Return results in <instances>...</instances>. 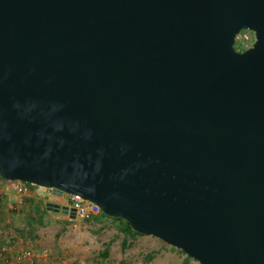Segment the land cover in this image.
<instances>
[{"label": "water", "instance_id": "obj_1", "mask_svg": "<svg viewBox=\"0 0 264 264\" xmlns=\"http://www.w3.org/2000/svg\"><path fill=\"white\" fill-rule=\"evenodd\" d=\"M0 177L264 264V0H0Z\"/></svg>", "mask_w": 264, "mask_h": 264}, {"label": "rangeland", "instance_id": "obj_2", "mask_svg": "<svg viewBox=\"0 0 264 264\" xmlns=\"http://www.w3.org/2000/svg\"><path fill=\"white\" fill-rule=\"evenodd\" d=\"M242 31L248 33V44H252L253 32ZM234 48H237L235 43ZM32 186L48 191V188ZM64 195V198L68 197ZM49 199L59 201L54 196ZM57 213L47 217L43 224L34 223L32 231H25L27 234L20 235L17 230L7 231L5 235L1 233L0 241L10 242V245L21 244L38 255L45 254L46 258L58 264H182L183 260L185 264H199L180 249L153 236L138 234L141 236L139 240H130L128 246L119 248V240L111 239V243H107L110 235L96 230V223L91 218L63 216L61 211ZM105 249L107 254L102 253Z\"/></svg>", "mask_w": 264, "mask_h": 264}, {"label": "crops", "instance_id": "obj_3", "mask_svg": "<svg viewBox=\"0 0 264 264\" xmlns=\"http://www.w3.org/2000/svg\"><path fill=\"white\" fill-rule=\"evenodd\" d=\"M49 198V194L45 190L32 187L30 197L26 199L23 205H20L17 203V194L13 187L6 180L0 178V234L3 233L5 235L7 231L16 230L18 234L21 233L20 235L27 234L25 231H32L34 223L36 225L43 224L47 217L58 214L57 211L50 209L48 204L66 206V202L63 199L52 202ZM62 215L69 216L68 213H62ZM90 218L96 223V230L108 232L110 238L107 243H111V239L119 240V248L126 247L130 240H139L141 237L118 220L102 216L101 214L93 215ZM28 236H31V234ZM0 247L4 248V251L0 254V264H58L46 258L45 254H40L30 260L20 259L19 252L21 250H29L21 244L13 243L10 245V242L6 243L1 240ZM103 251L102 253H106L108 250L105 249ZM182 264H185L184 260Z\"/></svg>", "mask_w": 264, "mask_h": 264}, {"label": "built area", "instance_id": "obj_4", "mask_svg": "<svg viewBox=\"0 0 264 264\" xmlns=\"http://www.w3.org/2000/svg\"><path fill=\"white\" fill-rule=\"evenodd\" d=\"M250 41V36L245 31H239L235 36V45L240 51H244L252 46V44H248ZM254 42V41H253ZM1 178V177H0ZM14 189L17 194V203L23 205L26 202V199L30 197L32 191V185L26 182L17 181V180H6ZM48 194L50 196H54L59 199H63L66 202V206L68 208V215L72 216L71 210H74V215L79 216L83 219H88L93 215L100 214L101 211L99 207L91 202L81 199L80 197L72 194H67L66 197L64 192H60L56 189H48ZM4 251V248L0 247V254ZM38 254L31 250H21L19 252L20 259L30 260L33 257H37Z\"/></svg>", "mask_w": 264, "mask_h": 264}, {"label": "trees", "instance_id": "obj_5", "mask_svg": "<svg viewBox=\"0 0 264 264\" xmlns=\"http://www.w3.org/2000/svg\"><path fill=\"white\" fill-rule=\"evenodd\" d=\"M100 214H101L102 216L108 217V216L104 215L103 213H100ZM109 218H112V219H114V220H118V221L122 222L123 224H125V226H126L129 230H131L132 232H134V233H136V234H139V233L135 232L134 230H132V228L129 226V224H128L127 222H125L124 220H122V219H120V218H114V217H109ZM106 254H107V251H106Z\"/></svg>", "mask_w": 264, "mask_h": 264}, {"label": "flooded vegetation", "instance_id": "obj_6", "mask_svg": "<svg viewBox=\"0 0 264 264\" xmlns=\"http://www.w3.org/2000/svg\"><path fill=\"white\" fill-rule=\"evenodd\" d=\"M235 50H236V51H238V52H242V51H240V50H239V49H237V48H235Z\"/></svg>", "mask_w": 264, "mask_h": 264}]
</instances>
